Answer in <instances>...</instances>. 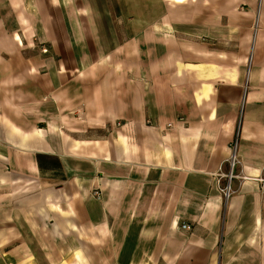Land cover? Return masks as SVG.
<instances>
[{
  "label": "crops",
  "instance_id": "0c3cea01",
  "mask_svg": "<svg viewBox=\"0 0 264 264\" xmlns=\"http://www.w3.org/2000/svg\"><path fill=\"white\" fill-rule=\"evenodd\" d=\"M0 264H264V0H0Z\"/></svg>",
  "mask_w": 264,
  "mask_h": 264
},
{
  "label": "built area",
  "instance_id": "2783aa9c",
  "mask_svg": "<svg viewBox=\"0 0 264 264\" xmlns=\"http://www.w3.org/2000/svg\"><path fill=\"white\" fill-rule=\"evenodd\" d=\"M44 51H46V49H44ZM236 151H237V143H234V156H233L232 162H231V172H230V174L222 175L223 177L225 176L228 179V183L226 184V186H223L221 189L224 196L226 197V199H228L231 196V193H232L231 182H232L233 178L236 177L234 174V169H235L236 165L239 163V160L236 156ZM97 197H99L98 193H97ZM182 227L184 229H187V230L191 229V226L188 224H183Z\"/></svg>",
  "mask_w": 264,
  "mask_h": 264
}]
</instances>
